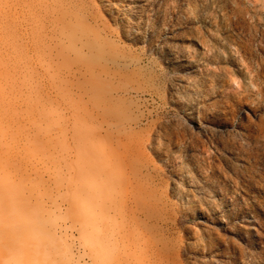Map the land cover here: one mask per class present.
I'll return each mask as SVG.
<instances>
[{
    "label": "rangeland",
    "instance_id": "rangeland-1",
    "mask_svg": "<svg viewBox=\"0 0 264 264\" xmlns=\"http://www.w3.org/2000/svg\"><path fill=\"white\" fill-rule=\"evenodd\" d=\"M0 264H264V0H0Z\"/></svg>",
    "mask_w": 264,
    "mask_h": 264
}]
</instances>
